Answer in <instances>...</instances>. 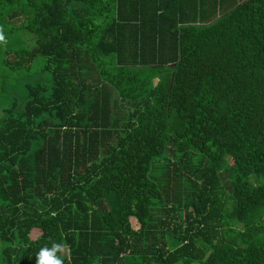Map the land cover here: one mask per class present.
<instances>
[{
    "label": "trees",
    "instance_id": "1",
    "mask_svg": "<svg viewBox=\"0 0 264 264\" xmlns=\"http://www.w3.org/2000/svg\"><path fill=\"white\" fill-rule=\"evenodd\" d=\"M0 27V264H264V0H0Z\"/></svg>",
    "mask_w": 264,
    "mask_h": 264
},
{
    "label": "clouds",
    "instance_id": "2",
    "mask_svg": "<svg viewBox=\"0 0 264 264\" xmlns=\"http://www.w3.org/2000/svg\"><path fill=\"white\" fill-rule=\"evenodd\" d=\"M3 28L0 27V43H5ZM65 254V245L53 241L51 247H41L35 255V264H65L62 258Z\"/></svg>",
    "mask_w": 264,
    "mask_h": 264
},
{
    "label": "rangeland",
    "instance_id": "3",
    "mask_svg": "<svg viewBox=\"0 0 264 264\" xmlns=\"http://www.w3.org/2000/svg\"><path fill=\"white\" fill-rule=\"evenodd\" d=\"M131 221H132V223H133L134 228H138V227H139V223L137 222L136 218L132 217V218H131ZM37 229H38V228H35V229L32 231V233H31V237H32L33 239H35V238L39 235V233H40L39 229H38V230H37ZM65 251H67V250L65 249Z\"/></svg>",
    "mask_w": 264,
    "mask_h": 264
}]
</instances>
